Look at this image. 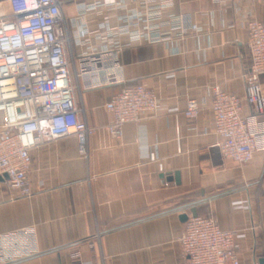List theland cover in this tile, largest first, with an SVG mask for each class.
Listing matches in <instances>:
<instances>
[{
	"label": "crops",
	"instance_id": "0c3cea01",
	"mask_svg": "<svg viewBox=\"0 0 264 264\" xmlns=\"http://www.w3.org/2000/svg\"><path fill=\"white\" fill-rule=\"evenodd\" d=\"M64 11L71 37L73 3ZM172 11L189 13L202 30L124 46L118 60L125 83L83 89L77 72L85 46L67 43L79 117L94 132L85 156L73 134L33 147L30 196L11 197L0 180V234L33 226L38 249L0 264H186L178 239L192 209L234 233L240 264H264V151L243 165L223 160L209 108L215 86L243 97L241 74L249 63L244 22L252 15L264 23V0H173ZM120 12L109 6L88 14L89 29L101 30L105 21L116 25ZM88 39L97 49L113 42ZM260 80L264 91V74ZM136 82L155 92L158 110L112 137L106 128L112 116L103 105ZM188 98L204 101L196 131L188 130L183 113Z\"/></svg>",
	"mask_w": 264,
	"mask_h": 264
},
{
	"label": "built area",
	"instance_id": "2783aa9c",
	"mask_svg": "<svg viewBox=\"0 0 264 264\" xmlns=\"http://www.w3.org/2000/svg\"><path fill=\"white\" fill-rule=\"evenodd\" d=\"M68 3L74 5L72 20L77 26L71 37L65 26L64 6ZM109 6L121 9L117 24L105 21L103 29L90 30L87 15L100 14ZM172 7L173 0H0V177L6 176L11 197L33 193L28 179L30 150L44 140L73 134L78 153L86 155L94 128L79 117L67 43L72 40L85 46L77 72L83 89L125 83L124 67L118 60L124 46L168 42L202 30L192 15L176 14ZM244 27L249 51L248 66L241 74L245 93L239 97L215 86L209 102L221 158L239 165L264 151L260 80L264 74V23L249 15ZM89 35L112 39V45L97 49ZM123 36L125 41L120 40ZM203 102L186 100L183 113L190 121L189 131L197 130L194 121ZM103 106L112 116L106 128L118 138L126 123L138 121L143 113H155L159 99L153 90L136 82L125 85ZM178 241L186 264H240L234 233L221 228L211 215L187 217ZM36 252L33 226L0 234V262Z\"/></svg>",
	"mask_w": 264,
	"mask_h": 264
},
{
	"label": "water",
	"instance_id": "95a60500",
	"mask_svg": "<svg viewBox=\"0 0 264 264\" xmlns=\"http://www.w3.org/2000/svg\"><path fill=\"white\" fill-rule=\"evenodd\" d=\"M174 174H175V180H176V181H178V173H177V172H175ZM2 178H3V179H5V178H6V176L4 175L3 177H0V180H1ZM191 212H192V215H193V216H195V215H196V213H195V211H194L193 209L191 210ZM183 218H185V220H186L187 216H186V215H184V216H183ZM261 263L263 264V262H261Z\"/></svg>",
	"mask_w": 264,
	"mask_h": 264
}]
</instances>
